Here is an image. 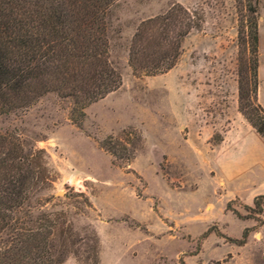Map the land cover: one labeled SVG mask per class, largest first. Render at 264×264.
Instances as JSON below:
<instances>
[{
    "label": "rangeland",
    "instance_id": "rangeland-1",
    "mask_svg": "<svg viewBox=\"0 0 264 264\" xmlns=\"http://www.w3.org/2000/svg\"><path fill=\"white\" fill-rule=\"evenodd\" d=\"M175 4L196 12L202 29L184 40L169 73L135 76L128 58L137 28ZM259 13L264 107V0ZM245 15L236 0H121L111 61L123 84L86 108L84 117L75 116L81 127L72 120V101L53 93L0 113V137L25 152L45 151L54 180L38 195L52 198L45 209L65 212L87 239L89 247L65 264H264V213L261 224L235 198L237 192L246 198L242 166L250 153L239 141L249 135L235 131L226 142L233 128L247 125L238 105ZM130 131L144 146L131 162L116 161L102 145L109 138L123 141ZM247 228V243L239 246L234 241Z\"/></svg>",
    "mask_w": 264,
    "mask_h": 264
},
{
    "label": "trees",
    "instance_id": "trees-1",
    "mask_svg": "<svg viewBox=\"0 0 264 264\" xmlns=\"http://www.w3.org/2000/svg\"><path fill=\"white\" fill-rule=\"evenodd\" d=\"M120 1L0 0V113L28 107L53 93L72 101V120L81 127L75 116L84 117L86 108L123 84L111 61L113 18ZM236 4L242 15L247 13L239 29L245 47L238 61L239 112L264 140L260 0H236ZM201 29L199 15L181 4L141 22L129 46L133 74L169 73L178 64L184 40ZM132 135L135 139L129 138ZM125 136L123 141L109 138L102 147L116 161L129 163L144 143L135 131ZM44 161L45 151L25 152L21 145L0 137V264H65L89 247L65 212L45 209L52 198H38L54 182ZM244 206L250 218L263 224L264 195L256 197L253 206ZM251 230L245 229L243 238L234 242L244 246Z\"/></svg>",
    "mask_w": 264,
    "mask_h": 264
},
{
    "label": "crops",
    "instance_id": "crops-1",
    "mask_svg": "<svg viewBox=\"0 0 264 264\" xmlns=\"http://www.w3.org/2000/svg\"><path fill=\"white\" fill-rule=\"evenodd\" d=\"M243 130L249 136L247 139L242 138L243 141H239V143L244 153H246V150L250 153L249 159L245 158V164L242 166V171L245 175H243L241 188L244 190L246 198L241 196L240 192L236 193L235 198L242 200L247 206H253L255 198L264 195V140L247 123V125L233 128L228 133L226 142L235 131L240 132Z\"/></svg>",
    "mask_w": 264,
    "mask_h": 264
}]
</instances>
